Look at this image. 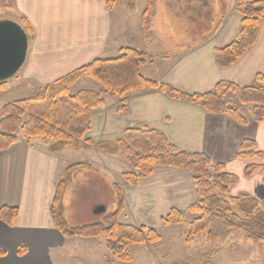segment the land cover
<instances>
[{
	"label": "crops",
	"instance_id": "0c3cea01",
	"mask_svg": "<svg viewBox=\"0 0 264 264\" xmlns=\"http://www.w3.org/2000/svg\"><path fill=\"white\" fill-rule=\"evenodd\" d=\"M9 1L16 3L20 14L27 17L34 27V34L29 37L27 58L15 84L23 89L42 90L46 84L91 60L118 56L128 46L141 49L153 58V62L142 67L146 77L167 83L187 94L212 91L221 81L251 85L258 74H264V20L250 51L230 67L221 68L217 64L216 49L229 45L241 33L243 17L235 11V2L232 6L229 4L227 14L221 17V4L217 0L220 17L206 38H199L172 54L164 48L161 55H156L154 45L157 38L153 34L147 35L149 31L141 26V17L137 35L146 34L148 41L144 48L137 45L143 38H134V30L126 28L123 12H115V6L110 8L107 0ZM150 23L149 30L152 20ZM87 79L90 78L83 77L78 82L83 81L93 87L83 89L99 91L97 82ZM123 104L127 105L125 112L119 111ZM240 112L247 119V124L239 123L228 114L209 113L199 105L172 99L160 90L134 91L124 97L106 95L103 105L93 115L88 137L95 141H112L128 128L159 130L178 148L205 153L214 163L225 164L229 172L239 177L231 188L233 194H249L264 201V173L249 178L244 176L247 165L264 164V157H238L245 139L256 141L257 148L264 153V121L258 122L253 117L251 107H242ZM50 144L39 137H24L19 138L10 149L0 151V207H16L19 210L11 224L0 219V264H61L59 251L64 247L80 248L91 256H97V250L102 248L100 264H107L105 237H65L52 215L51 207L61 179L62 159L68 150L84 153L85 158L81 157L83 161L77 162L83 165L76 171H93L96 166L100 169L97 171L105 172L99 186L116 203L118 190H121L124 209L120 217L130 214L135 225L164 228L162 218L172 208L186 210L197 200L192 175L186 169L159 166L150 177L132 185L123 175L133 169L121 158L95 147L80 150L67 147L55 154L50 152ZM88 176L93 177L91 173ZM63 202L67 220L65 194ZM78 225L85 224L72 226ZM142 245H147L151 262L164 263L149 244ZM20 250L23 254L19 253Z\"/></svg>",
	"mask_w": 264,
	"mask_h": 264
},
{
	"label": "trees",
	"instance_id": "16d2710c",
	"mask_svg": "<svg viewBox=\"0 0 264 264\" xmlns=\"http://www.w3.org/2000/svg\"><path fill=\"white\" fill-rule=\"evenodd\" d=\"M135 6L137 0H125ZM221 17L228 12V0H219ZM4 7H10L9 0H0ZM115 0H107L110 8ZM156 0H148L141 23L149 31ZM235 11L242 15V29L239 38L229 45L216 49L219 67L227 68L235 64L255 45L261 22L264 20V0H237ZM21 26L31 37L34 27L30 20L21 16ZM145 51L128 46L118 56L95 58L69 74L46 84L36 95L6 103L0 119V151L10 149L19 140L22 130L26 139L42 137L50 139L49 150L61 153L67 147L75 150L95 147L102 152L117 156L133 169L126 172L124 179L137 185L142 178L152 175L156 167L186 169L196 188L197 200L186 210L172 208L162 218L165 226L182 224L186 211L196 214L190 222L186 241L191 242L205 234L208 241L226 239L232 232H242L247 241L264 244V201L249 194H233L231 188L239 177L229 172L223 163H214L202 152H187L172 144L164 133L144 127L126 129L115 140L95 141L88 137L92 129V119L96 110L104 103V94L124 97L134 91L160 90L168 97L199 105L213 114H228L241 124L247 119L240 108L228 100L237 95L243 105H250L253 117L264 121V74L256 76L254 84L241 86L232 81H221L209 92L187 94L179 89L153 78L146 77L142 67L153 62ZM88 77L101 86V91L81 89L72 94L70 88L81 78ZM6 89V81H0V91ZM119 111H127V105ZM240 159H262L263 151L256 141L243 140L238 153ZM76 163L68 166L59 180L51 207L58 229L65 237L98 238L105 237L110 255L124 263L132 261L130 247L134 245L159 243L162 235L157 228L122 223L119 217L124 209V196L118 190L117 208L106 216L104 222L70 226L64 215L63 197L74 172L82 166ZM264 173L263 163H251L244 170L249 178ZM16 207H0V219L11 224L18 216ZM23 254V251H19ZM3 254V253H2Z\"/></svg>",
	"mask_w": 264,
	"mask_h": 264
},
{
	"label": "rangeland",
	"instance_id": "374dc122",
	"mask_svg": "<svg viewBox=\"0 0 264 264\" xmlns=\"http://www.w3.org/2000/svg\"><path fill=\"white\" fill-rule=\"evenodd\" d=\"M115 1L114 11L123 12L126 28L134 30V38H143L137 42V45L142 48L146 47L148 41L146 34L143 36L141 33L139 36L137 31L141 24L139 20L143 7L148 0H137L135 6H129L125 0ZM234 2L236 4L237 0H228V4L231 6ZM9 4H11L10 7H4L0 2V21L9 20L21 24L22 15L19 7L15 2L12 4L9 1ZM219 17L220 4L218 5L217 0H156L154 14L151 17V30L147 33V35L153 34L154 38H157L154 53L161 55L165 48L172 54L177 49L183 48L199 38H206L214 30ZM19 76L20 70L6 81V89L0 91V119L2 108L6 103L36 95L41 91L15 86ZM97 86V89L101 91V86L99 84ZM87 87H93V85L80 81L74 84L70 91L72 94H76L79 90ZM228 100L237 108L251 107L250 105H243L235 94H231ZM18 134L19 138L25 137L22 130ZM41 139L52 142L50 139L42 137ZM81 157L85 158L83 152L73 153V151L68 150L62 159L60 178L64 176L66 167L83 161ZM97 170L100 169L94 166L93 171L88 169L75 171L67 185L65 213L66 221L71 226L73 224L104 222L106 216L116 209V200L107 194L105 195L104 190L99 186L105 172ZM90 173L93 177L88 176ZM95 182L98 184L96 185ZM99 207H105L106 210L99 212ZM194 217L196 214L186 211L182 224L165 226L164 228L154 227L160 231L162 239L154 245L149 244V247L158 258L162 259L161 261L166 262V264H264V244L247 241L243 233L239 231L232 232L228 238L222 240L208 241L206 235L202 234L193 241L187 242L186 235ZM120 218L122 223L133 224V218L130 214ZM146 246L134 245L130 247L131 263H124L113 257L104 247L105 259L108 260L106 262L107 264H155L156 262L150 261L148 253L150 251L146 249ZM59 252L61 264H100L103 249L99 248L98 254L94 253L97 256H91L90 253L85 254L80 248L73 249L71 247H64Z\"/></svg>",
	"mask_w": 264,
	"mask_h": 264
},
{
	"label": "water",
	"instance_id": "95a60500",
	"mask_svg": "<svg viewBox=\"0 0 264 264\" xmlns=\"http://www.w3.org/2000/svg\"><path fill=\"white\" fill-rule=\"evenodd\" d=\"M29 47V36L15 21H0V81L14 76L24 65ZM99 207L98 211H104Z\"/></svg>",
	"mask_w": 264,
	"mask_h": 264
}]
</instances>
